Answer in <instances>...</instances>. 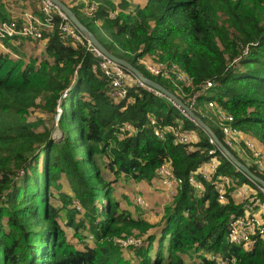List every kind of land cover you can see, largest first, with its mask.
Masks as SVG:
<instances>
[{
	"label": "trees",
	"instance_id": "1",
	"mask_svg": "<svg viewBox=\"0 0 264 264\" xmlns=\"http://www.w3.org/2000/svg\"><path fill=\"white\" fill-rule=\"evenodd\" d=\"M4 1L0 23L21 20L8 14ZM62 1L112 54L176 96L169 81L147 72L142 58L178 65L196 88L212 82L198 97L196 115L207 124L206 109L215 102L264 151V0H95L100 7L94 17ZM32 13L43 17L41 8ZM61 22L55 16L53 31L45 30L42 40L21 46L6 41L20 59L0 51L2 264H214L207 253L235 257V264H264L259 236L250 250L227 243L231 221L246 214L247 204L258 211L264 193L239 199V190L254 184L219 150L217 175L234 181L228 202L220 203L213 182L202 177L205 192L193 189L189 177L209 163V151L216 149L207 133L167 98L133 79L128 98L113 99L100 59L66 40ZM34 49L39 55L28 56ZM59 107L61 141L56 142L53 131H39L42 122H31L29 115L42 108L55 122ZM150 118L162 126L182 124L192 133L189 143L174 136L158 139ZM124 123L137 133L120 138ZM207 125L226 145L219 128ZM228 149L246 164L240 150ZM104 158L113 180L98 164ZM166 162L184 184L166 204L160 230L151 233L156 226L133 214L117 196L118 184L130 178L158 184L157 171ZM249 167L264 180V173ZM128 237L142 238L143 244L124 248L121 241Z\"/></svg>",
	"mask_w": 264,
	"mask_h": 264
},
{
	"label": "built area",
	"instance_id": "2",
	"mask_svg": "<svg viewBox=\"0 0 264 264\" xmlns=\"http://www.w3.org/2000/svg\"><path fill=\"white\" fill-rule=\"evenodd\" d=\"M73 5L81 8L82 12L88 17H94L100 7V2L95 0H70ZM42 18L27 12L21 16V20H10L0 23V51L11 55L14 58L20 59L7 48L5 42H15L21 46L27 40L37 41L44 38L45 30L53 31L54 18L58 16L62 19L60 30L66 40L85 46L89 51L93 52L99 59V66L103 74L111 80L110 96L115 100H126L128 98L129 82L128 79L134 80V83L146 89L148 92L154 93L156 96L166 98L160 91L144 84L138 78L131 75L127 70L116 64L104 54H102L87 36L83 34L70 19L55 6L50 0H42L41 4ZM116 13H112L111 17H115ZM256 45V44H252ZM250 46L244 48V54H247ZM140 62L143 64L148 73L153 76L161 77L169 81L179 92L178 96L190 109H197L198 97L201 93L213 87V83L208 81L203 86L194 87V80L186 74L176 64L161 62L152 56L142 58ZM191 91V93L188 92ZM66 97V95L64 96ZM208 108L214 113L217 126L222 132L225 143L228 147L240 150V155L247 160L253 161V165L264 173V159L262 150L257 146L256 142L250 138L242 129L235 126V118L228 114L225 110L218 108L215 102H210ZM179 109V108H178ZM181 113L189 119L188 113L179 109ZM62 109L58 108L57 120L59 122L62 116ZM191 121V120H190ZM150 124L154 128V135L165 140L168 136H174L180 143H189L192 133L184 130L182 124L174 125H159L157 120L150 118ZM120 138L133 136L137 133V129L130 123H124L119 127ZM208 135V134H207ZM209 136V143L215 146V150L209 151V163L199 169L189 177V184L193 189L200 193L205 192L203 181L213 182L220 203L228 202V190L233 187L234 181L228 175H217L219 169V161L216 158V152L219 150L215 140ZM224 144V143H223ZM225 145V144H224ZM225 145V146H226ZM226 146V147H227ZM227 147V148H228ZM220 151V150H219ZM158 186L164 191L169 199H174L178 193L184 180L175 176L170 162L164 163L159 167L158 171ZM199 177L203 178L201 181ZM136 203L139 206H147L146 199L142 196L136 197ZM78 205V203H76ZM80 209V207H78ZM246 214L241 217L234 218L230 223V232L227 236V243L230 246H240L246 250H250L254 244V237L259 236L264 241V219L258 217L250 204L245 206ZM124 248L130 246H141L142 238L128 237L121 241ZM214 264H235L236 258L224 257L217 253L204 254Z\"/></svg>",
	"mask_w": 264,
	"mask_h": 264
},
{
	"label": "rangeland",
	"instance_id": "3",
	"mask_svg": "<svg viewBox=\"0 0 264 264\" xmlns=\"http://www.w3.org/2000/svg\"><path fill=\"white\" fill-rule=\"evenodd\" d=\"M118 2H120V0H118ZM130 10H133V8L131 7ZM36 55H39V53L36 49H34L33 51L29 53L28 56H36ZM128 82L132 83V79L129 78ZM69 106H70L69 102H67L66 104L67 111H69ZM206 111H207V115H206L207 124H209L214 130H216L218 126H216L217 123L214 117V113L209 108L206 109ZM210 114L212 115V118L214 119L213 121L208 116ZM57 115H58V109L55 113V122H53L52 114L47 113L42 108H38V109L33 110L30 113L29 120L31 122H37V123L42 122L38 128L39 131H44L45 129L52 130L53 139H55L56 142H59L61 141V131L57 127V122H58ZM262 153H263V159H264L263 150H262ZM243 161L248 166L253 164V161L251 160L244 159ZM98 164L100 168L103 170V173L106 175L108 180H113L115 178L114 175H112V173H109V171L106 169V164H107L106 158L98 160ZM249 187L250 186H246L245 188H249ZM257 188L258 187H256V185L254 184V188H252L251 190L259 192L260 189L259 188L257 189ZM117 196L123 197L125 199L126 204L129 205V208L133 211V214L135 216L147 217L148 220H150L156 226L157 229L153 230L151 233H154L156 231L158 232L160 230L163 224V215H164V208L166 206V203H170L172 201V199H168L166 197L164 191L160 188V186H158L157 182L151 185L147 183L146 181H139L134 178H130L128 180L121 179L119 181L118 189H117ZM137 196H143L144 198L146 197L148 199L146 200L148 205L141 207L138 204H135L134 200H136ZM128 258H130L131 261L137 263L136 260L131 255L128 256ZM2 259H3V252L0 249V264H2Z\"/></svg>",
	"mask_w": 264,
	"mask_h": 264
},
{
	"label": "water",
	"instance_id": "4",
	"mask_svg": "<svg viewBox=\"0 0 264 264\" xmlns=\"http://www.w3.org/2000/svg\"><path fill=\"white\" fill-rule=\"evenodd\" d=\"M55 4L57 8H59L77 27L83 34H85L89 41L107 58L120 65L122 68L127 70L131 75L138 78L144 84L160 91L169 101H171L177 108L183 109L188 113L189 120L194 122L197 126L203 129L208 135H210L216 142L220 152L234 165L236 168L241 171L245 176L249 178L263 193H264V180L256 175L249 166L242 163L217 137V135L211 130V128L198 116L196 113L190 109L178 96L172 93L170 90L165 88L164 86L158 84L157 82L151 80L146 77L142 71L137 69L131 63L118 58L114 54H112L76 16V14L72 11V9L65 4L62 0H50Z\"/></svg>",
	"mask_w": 264,
	"mask_h": 264
},
{
	"label": "crops",
	"instance_id": "5",
	"mask_svg": "<svg viewBox=\"0 0 264 264\" xmlns=\"http://www.w3.org/2000/svg\"><path fill=\"white\" fill-rule=\"evenodd\" d=\"M4 3L8 14H10V16L13 18V17H20L27 12L32 13V11L40 10L42 0H7V1L5 0ZM24 50H25V46H24ZM22 53L24 54L23 50ZM251 189H252L251 187L244 188L242 190H239V192L236 195L239 199H243V198L247 199L249 196L256 195L258 193L257 191H252ZM255 214L258 217L264 219V205H261L259 207V210L255 211Z\"/></svg>",
	"mask_w": 264,
	"mask_h": 264
}]
</instances>
